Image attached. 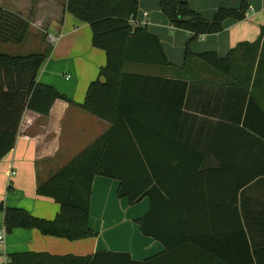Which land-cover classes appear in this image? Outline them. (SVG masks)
I'll return each mask as SVG.
<instances>
[{"label":"trees","instance_id":"1","mask_svg":"<svg viewBox=\"0 0 264 264\" xmlns=\"http://www.w3.org/2000/svg\"><path fill=\"white\" fill-rule=\"evenodd\" d=\"M222 1H241V6L237 10L219 9L214 20L208 21L192 10L187 0H159L160 11L171 26L194 36L186 47V59L191 55L190 45L194 41L221 33L227 20L239 22L247 18L249 0ZM66 11L91 27L93 47L106 53V65L90 84L81 107L109 123L111 128L39 185L38 196L51 198L60 206L55 220L39 219L25 210L7 208L0 202L6 232L36 229L44 236L68 241L93 237L88 224L93 182L99 176L119 181L118 196L127 199L131 205L149 200V211L137 223L141 233L159 241L165 252L144 262L134 261L129 253L98 252L88 257H77L28 252L9 255L8 264H203V259L187 257L193 249L201 253L219 255L226 252L230 255L214 257L208 260V264H264V247L252 245L236 208L228 213L237 218L239 225L226 230L215 225L205 229L200 210H175L180 191L179 178L175 179V174L178 175L177 170L186 164L160 161L159 153L163 147L159 148L158 143L181 144L179 139L190 84L186 80L126 72V66L131 64L171 65L160 38L146 25L130 23L138 18L139 2L68 0ZM29 26L30 23L20 14L0 6V42L21 44ZM261 39L264 41V27ZM234 52L232 50L226 58H221L216 52L202 53L196 58L224 74H230ZM48 54L26 57L0 54V70L12 78L6 80V85L9 90L14 89L5 96L14 95L19 100V114L18 117L15 114L12 130L0 129V161L14 148L18 124L26 110L48 116L57 100L69 101L52 87L38 82ZM4 85H0V91ZM245 92L249 93V89L246 88ZM245 101L242 122L220 124L215 131L216 142L223 139L229 143L224 148L229 154L228 161L219 158V169H202L204 156L181 144L189 155L194 154L198 159L196 176L183 186L185 196L189 190H210L221 186V174L223 184L226 181L229 192L233 194L229 202L232 206L242 190L264 177V110L252 96ZM2 120L0 116V122ZM240 143L245 148L246 157L242 175L235 176L240 162L231 159L230 154L236 155L235 145ZM252 152L256 154L254 164L249 162ZM211 219V223L219 220L217 216H211ZM205 238H211L214 246L204 248L202 240Z\"/></svg>","mask_w":264,"mask_h":264},{"label":"crops","instance_id":"2","mask_svg":"<svg viewBox=\"0 0 264 264\" xmlns=\"http://www.w3.org/2000/svg\"><path fill=\"white\" fill-rule=\"evenodd\" d=\"M137 1L138 22L160 38L171 65H143L147 73H138L137 70L130 73L189 82L190 93L179 142L204 156L202 169L217 170L220 168L219 158L227 161L229 158L224 149L229 145L227 140H214L217 127L224 123L242 122L245 100L251 96L264 110V41L261 39L264 0H249L250 12L244 21L227 20L221 33L194 41L187 59L184 50L192 41L193 34L174 29L160 11L159 0ZM187 2L192 10L208 21L214 20L219 9L237 10L241 6V1ZM67 3L68 0H0L1 7L20 14L30 23L27 32L35 38L61 35L59 42L50 49L38 82L52 87L69 101L57 100L48 116L26 110L18 124L14 148L0 161V202L7 208L22 209L47 221L56 219L60 206L51 198L39 197V185L111 128L109 123L81 107L90 84L106 65V53L93 47L91 27L67 12ZM4 45L10 44H1L0 54L10 55ZM232 50L235 52L230 74H224L196 58V55L207 52H216L221 58H226ZM7 79L12 78L0 70V85L5 84L0 91L2 130H12L15 114L16 117L19 114L18 97L5 96L14 91L7 87ZM246 88L249 93L245 92ZM181 144L158 143L159 148L163 147L159 153L160 161L186 164L177 170L178 175L175 174L180 186L175 210H200L205 229L215 225L226 230L239 225L237 218L228 213L236 208L252 245L264 247V177L242 190L232 206L229 202L233 194L229 192L226 181L223 184L221 174V186L210 190H189L185 196L183 186L196 176L198 159L194 154L189 155ZM235 146L236 155L230 154V158L240 162V168L235 172V176H240L244 170L245 148L241 143ZM255 156L252 152L249 162L254 164ZM119 187V181L114 179L99 176L94 179L88 224L93 237L68 241L44 236L36 229H15L6 234L5 245L0 246V264H4L9 255L28 252L77 257H88L98 252L129 253L138 262L163 254L164 246L144 236L137 223L149 211V200L131 205L127 199L119 198ZM211 216H217L219 220L211 223ZM4 229V214L0 212V232ZM240 238L242 242V235ZM202 241L204 248L214 246L211 238ZM191 251L187 257L203 259V264H208V260L214 257L230 256L226 252L214 255L201 253L198 249Z\"/></svg>","mask_w":264,"mask_h":264},{"label":"rangeland","instance_id":"3","mask_svg":"<svg viewBox=\"0 0 264 264\" xmlns=\"http://www.w3.org/2000/svg\"><path fill=\"white\" fill-rule=\"evenodd\" d=\"M28 33V34H27ZM26 36L21 44H14V42H10V45H4L5 49H8L6 53L10 54V56H30V55H39L46 54L50 52V49L53 46H50L47 43V36L42 35L39 38H35L30 32H27ZM3 44L0 42V45ZM43 44V45H42ZM44 46V48H43ZM185 57L187 48H185ZM183 54V56H184ZM138 71V73H147L146 69L143 65H127L126 72Z\"/></svg>","mask_w":264,"mask_h":264},{"label":"built area","instance_id":"4","mask_svg":"<svg viewBox=\"0 0 264 264\" xmlns=\"http://www.w3.org/2000/svg\"><path fill=\"white\" fill-rule=\"evenodd\" d=\"M130 23L134 25H137V24L144 25V24L139 23L138 20H131ZM60 38H61L60 34L57 36L47 35V42L50 46H55L59 42ZM12 175H15V173L13 172ZM6 234H7L6 229L0 232V246L5 245ZM8 263L9 261L8 259H6L4 264H8Z\"/></svg>","mask_w":264,"mask_h":264}]
</instances>
